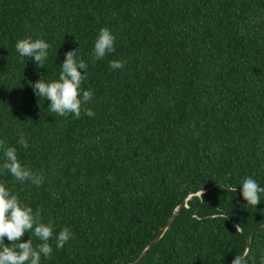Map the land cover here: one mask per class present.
<instances>
[{
    "label": "trees",
    "instance_id": "trees-1",
    "mask_svg": "<svg viewBox=\"0 0 264 264\" xmlns=\"http://www.w3.org/2000/svg\"><path fill=\"white\" fill-rule=\"evenodd\" d=\"M101 28L116 50L93 61ZM28 37L50 44L46 68L21 62ZM78 48L94 116L50 114L29 82ZM0 140L43 183L0 182L73 232L43 264H135L184 201L137 264H232L253 231L245 264H259L264 200L247 208L238 184L264 186V0H0Z\"/></svg>",
    "mask_w": 264,
    "mask_h": 264
},
{
    "label": "clouds",
    "instance_id": "clouds-1",
    "mask_svg": "<svg viewBox=\"0 0 264 264\" xmlns=\"http://www.w3.org/2000/svg\"><path fill=\"white\" fill-rule=\"evenodd\" d=\"M115 41L116 36L110 29L101 28L94 40L92 60L100 61L113 54L116 50ZM15 49L22 63L32 58L37 68H46L50 44L45 39H19ZM123 63L113 59L109 61V67L118 70L123 67ZM88 67V63L79 55V48L69 50L60 65L57 79L48 80L42 76L35 83L29 82V86L40 99L50 101L47 108L50 114L80 119L83 113L92 117L94 112L86 105L93 100L94 93L90 88L85 90L82 87ZM80 70H83V74ZM16 144L24 150L30 147L29 139L23 131L19 132ZM4 173L10 174L22 185L27 183L39 187L43 183L42 175L19 159L18 147H6L5 141L0 140V174ZM238 185L247 208L256 207L264 200V186L253 177L242 178ZM235 188L231 190L235 192ZM25 234L29 238L22 241ZM5 238L11 242L10 246L5 244ZM72 238L73 232L69 227L65 226L57 231L54 222H45L40 208L34 210L13 193L6 183L0 182V264H43V261L53 256V243L55 250H60ZM246 260V254L235 256L232 264H245ZM259 264H264V251L259 257Z\"/></svg>",
    "mask_w": 264,
    "mask_h": 264
},
{
    "label": "water",
    "instance_id": "water-1",
    "mask_svg": "<svg viewBox=\"0 0 264 264\" xmlns=\"http://www.w3.org/2000/svg\"><path fill=\"white\" fill-rule=\"evenodd\" d=\"M187 206V201H184L173 213L172 217L168 220L167 224L160 230L159 234L151 241V243L146 247V249L142 252V254L138 257V259L135 261V264L141 262L152 250L155 245L160 241V239L164 236L166 231L171 227L173 224L175 218L180 214V212L183 210L184 207ZM255 231H253L250 236L248 237V249L246 251V255L248 257L251 247H252V235L254 234Z\"/></svg>",
    "mask_w": 264,
    "mask_h": 264
}]
</instances>
